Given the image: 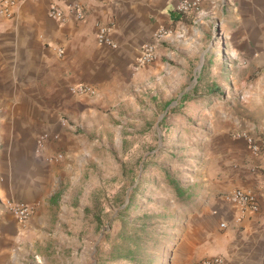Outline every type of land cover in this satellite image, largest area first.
I'll list each match as a JSON object with an SVG mask.
<instances>
[{
  "label": "crops",
  "instance_id": "1",
  "mask_svg": "<svg viewBox=\"0 0 264 264\" xmlns=\"http://www.w3.org/2000/svg\"><path fill=\"white\" fill-rule=\"evenodd\" d=\"M179 1L17 0L11 17L0 14L2 246L44 234L51 211L83 201L85 189L78 187L85 170L102 167L91 157L96 140L110 131L111 118L134 101L136 91L168 76L180 85L187 74H197L199 58L222 52L219 69L229 80L223 87L251 94L236 113L196 117V125H203L195 146L200 157L178 184L173 214L181 220L163 264H194L211 256H222L225 264H264V0H202L187 14L175 9ZM51 3L77 5L84 18L66 10L58 22L48 15ZM101 27L112 45L98 42ZM213 28L220 32L217 49L199 54L196 43ZM159 29L167 33L156 40ZM147 43H154L155 58L138 64ZM241 74L256 78L246 85L226 77ZM77 84L93 93L72 92ZM224 101L223 107L229 102ZM238 132L260 141V152L253 153ZM234 188L254 193L258 209L234 207L225 197ZM8 202L31 204L34 211L19 222Z\"/></svg>",
  "mask_w": 264,
  "mask_h": 264
},
{
  "label": "rangeland",
  "instance_id": "2",
  "mask_svg": "<svg viewBox=\"0 0 264 264\" xmlns=\"http://www.w3.org/2000/svg\"><path fill=\"white\" fill-rule=\"evenodd\" d=\"M219 36L217 28L211 29L196 43L198 53L216 50ZM186 46L193 50V41ZM204 57L197 60V74H187L182 84L174 76L155 85L151 81L119 108L92 151L102 167L85 170L79 182L78 189L86 192L83 201L51 211L44 234L33 232L8 247L0 243V264H163L181 220L173 214L177 189L172 182L187 177L200 157L195 146L203 125H196V117L236 113L251 94L223 87L229 80L220 73L222 52ZM226 77L246 85L256 78ZM222 100L235 104L224 101L223 107Z\"/></svg>",
  "mask_w": 264,
  "mask_h": 264
},
{
  "label": "built area",
  "instance_id": "3",
  "mask_svg": "<svg viewBox=\"0 0 264 264\" xmlns=\"http://www.w3.org/2000/svg\"><path fill=\"white\" fill-rule=\"evenodd\" d=\"M201 2L202 0H181L176 4L175 9L179 12L187 14L198 10ZM16 4L17 0H0V14L5 17H11L13 15V8L16 6ZM66 10L74 12L75 16L78 19L84 18L83 10L77 5L70 4L66 5L65 7H61L55 3H51L48 6V15L58 22H63ZM107 31V28L101 27L97 32V40L99 43L112 45V42L107 35ZM166 33V30L159 29L157 32H155L154 37L156 40H160L165 36ZM154 58V43H147L142 45L140 55L137 58L138 64L150 63L154 60ZM71 90L72 92L77 94L93 93V89L86 84H77L73 86ZM237 135L242 136L245 139L246 143L253 153L257 154L258 152H260V141L255 140L246 132H238ZM61 156V154H57L56 157L60 158ZM225 197L234 207L238 208L241 212H244L245 210L253 212L256 211L259 207L256 195L247 190L234 188L228 194H226ZM7 207L19 222H25L34 211L33 205L23 202H8ZM194 264H225V261L222 256H211L200 259Z\"/></svg>",
  "mask_w": 264,
  "mask_h": 264
},
{
  "label": "trees",
  "instance_id": "4",
  "mask_svg": "<svg viewBox=\"0 0 264 264\" xmlns=\"http://www.w3.org/2000/svg\"><path fill=\"white\" fill-rule=\"evenodd\" d=\"M167 105H168V104H167ZM172 184L175 185V188L177 189V193H181L180 190L178 191V189H179L178 183H177L176 181H173ZM144 226H145V225L142 224L141 227H144Z\"/></svg>",
  "mask_w": 264,
  "mask_h": 264
}]
</instances>
